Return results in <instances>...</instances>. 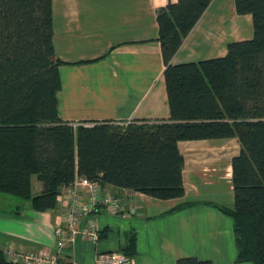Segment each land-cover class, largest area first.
<instances>
[{"label": "trees", "instance_id": "16d2710c", "mask_svg": "<svg viewBox=\"0 0 264 264\" xmlns=\"http://www.w3.org/2000/svg\"><path fill=\"white\" fill-rule=\"evenodd\" d=\"M52 0H0V195H18L38 212L56 209L76 177L169 200L185 194L180 140L236 138L232 217L237 261L264 264V0H235L254 37L223 58L171 64L213 0H171L157 10L170 118L154 124L93 127L63 121ZM43 186L33 195L32 179ZM120 250L136 255L135 235ZM0 264L13 262L0 250ZM60 264H72L67 259ZM177 264H213L184 257Z\"/></svg>", "mask_w": 264, "mask_h": 264}, {"label": "crops", "instance_id": "0c3cea01", "mask_svg": "<svg viewBox=\"0 0 264 264\" xmlns=\"http://www.w3.org/2000/svg\"><path fill=\"white\" fill-rule=\"evenodd\" d=\"M169 1H51L54 49L64 63L59 67L62 88L56 94L63 121L108 120L125 130L130 124L169 120L157 23V10ZM253 37L252 16L239 15L235 0H213L171 64L223 58L229 44ZM178 147L184 155V196L160 200L111 184L103 187L118 190L122 202L127 205L131 201L135 210L127 209L128 216L124 217L105 205L87 215L83 224L88 217H95L100 239L97 243L79 239L73 249L75 264H99L101 252L121 253L131 234L136 240L133 264H177L184 257L213 264H252L237 261L232 217L217 207L234 208L232 160L241 152L239 140H180ZM36 186L38 191L43 188ZM68 190L63 188L57 208L46 212H36L30 203L22 204L24 210L20 205L14 210L0 205V250L12 246L25 253H52L54 227L67 208ZM73 250L65 249L61 260Z\"/></svg>", "mask_w": 264, "mask_h": 264}, {"label": "built area", "instance_id": "2783aa9c", "mask_svg": "<svg viewBox=\"0 0 264 264\" xmlns=\"http://www.w3.org/2000/svg\"><path fill=\"white\" fill-rule=\"evenodd\" d=\"M94 124L95 122H83L81 125L93 127ZM73 125L77 127L79 124L74 123ZM122 200L118 190L113 192L104 189L99 181L95 182L86 178L76 177L67 193V208L64 210L62 220L54 227L56 244L53 252H43L38 255L29 252L15 251L12 246L5 247L3 252L15 263L58 264L61 256L66 253L65 249L68 247L72 248L79 239L85 240V237L88 235L94 241H99L100 233L97 219L95 217H88L87 223L84 225L83 222L87 215L96 213L100 206H105L104 204L118 211L129 209L133 212L135 210V204L128 201L126 205ZM68 255L71 259L75 260L76 254L74 250ZM97 262L99 264H133L134 258L125 253L114 254L112 256L100 254Z\"/></svg>", "mask_w": 264, "mask_h": 264}, {"label": "rangeland", "instance_id": "374dc122", "mask_svg": "<svg viewBox=\"0 0 264 264\" xmlns=\"http://www.w3.org/2000/svg\"><path fill=\"white\" fill-rule=\"evenodd\" d=\"M33 184H34L33 190H32L33 195H38V192L40 193V191H38V186H36V185L39 184L40 186H42V184L40 182L36 181L35 179H34V183ZM23 203L27 204V203H31V201L29 199H27V198L25 199V198L20 197L18 195H10V194H5V193H2L0 195V205H1V207L3 206L5 208H7V209L13 207L12 209L14 210L15 206L20 205L22 207V209L24 210L25 208L22 205ZM23 210L21 212L22 214L25 213V211H23ZM112 213L115 214V215H120V214H117V213H114V212H112ZM101 253H104V252H101Z\"/></svg>", "mask_w": 264, "mask_h": 264}, {"label": "bare ground", "instance_id": "6f19581e", "mask_svg": "<svg viewBox=\"0 0 264 264\" xmlns=\"http://www.w3.org/2000/svg\"><path fill=\"white\" fill-rule=\"evenodd\" d=\"M104 205H106V204H104ZM106 206H108V207H110L111 208V211L112 212H114V213H117V214H120L121 216H128V212H127V209H124V210H122V211H118V210H115L114 208H112L111 206H109V205H106ZM134 212V211H133ZM85 239H89V240H91V241H93V242H96V241H94L90 236H88L87 235V237H85ZM97 243V242H96ZM76 245H77V243L74 245V246H72V249H75V247H76ZM114 254H121V253H116V252H112V253H101V255H110V256H112V255H114ZM60 260H61V258L59 259V261H58V264H60ZM71 262H72V264H75V262L73 261V259H71Z\"/></svg>", "mask_w": 264, "mask_h": 264}, {"label": "clouds", "instance_id": "9594fccd", "mask_svg": "<svg viewBox=\"0 0 264 264\" xmlns=\"http://www.w3.org/2000/svg\"><path fill=\"white\" fill-rule=\"evenodd\" d=\"M74 124V123H73Z\"/></svg>", "mask_w": 264, "mask_h": 264}]
</instances>
